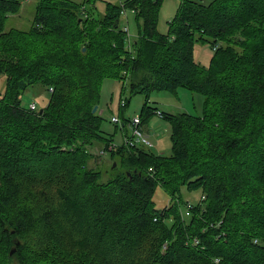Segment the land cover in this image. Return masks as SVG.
Instances as JSON below:
<instances>
[{
  "label": "trees",
  "instance_id": "1",
  "mask_svg": "<svg viewBox=\"0 0 264 264\" xmlns=\"http://www.w3.org/2000/svg\"><path fill=\"white\" fill-rule=\"evenodd\" d=\"M21 1L0 0V264H264V0H178L166 33L164 0H125L129 43L121 4L96 17L90 0H38L28 30H6ZM197 42L213 51L207 66ZM106 79L145 97L141 124L153 92L203 102L198 116L161 112L169 155L112 149L123 170L99 182L87 147L113 139L92 113ZM35 85L49 95L41 113L19 100ZM182 189L204 197L187 217Z\"/></svg>",
  "mask_w": 264,
  "mask_h": 264
},
{
  "label": "rangeland",
  "instance_id": "2",
  "mask_svg": "<svg viewBox=\"0 0 264 264\" xmlns=\"http://www.w3.org/2000/svg\"><path fill=\"white\" fill-rule=\"evenodd\" d=\"M38 0H22L20 4V9L18 13L9 15L5 23L6 30L9 29H19L28 30L32 23V19L35 12V6ZM76 3H82L83 0H71ZM125 0H90L93 4L94 16H102L105 10V5L107 3L117 4L123 3ZM202 4H208L212 0H196ZM178 0H164L159 9V21L158 29L161 33H166L168 29V22L173 18L178 8ZM86 9L89 5L85 6ZM127 22L129 27V35L133 37L136 34V24L134 22L133 15L127 10ZM120 26L123 24V19L120 18ZM213 51L209 44L197 42L194 45L193 59L196 63L201 66H207L209 59ZM5 88V76L4 74L0 76V93L4 91ZM121 85L118 81L112 79L103 80L101 91H100V101L97 106V113L102 117V126L104 137H109L114 133L112 141L108 144V147L103 146L101 142H94L92 146L87 147V152L92 155V159L89 160L88 165L91 167L94 163V157L98 158L96 164L92 168L99 173V182H106L111 179L116 173L123 170L118 164V156L111 157L109 151L105 152L104 155L98 156L97 152L101 149H108L111 144L116 148L123 145V136L130 135L131 131L128 127L125 131L120 129L119 125H115L111 122V117H119L118 103L119 99L125 100L129 98V103L125 108L122 109L123 117L125 121L132 119L135 116H139L142 104L144 103L145 97L139 94L132 95L128 94V91H124L120 95ZM49 95L48 92L43 90L40 85H35L21 94L19 100L22 106L28 107L29 103L34 102L37 109L42 108L46 105ZM203 102V97L196 93H191L190 91L179 88L177 89V94H172L170 92H153L149 97L148 105L155 110H159L163 113L177 114V113H189L198 116L201 112V105ZM117 129L115 130V127ZM141 131L146 139L151 144L150 147H145L146 151H150L155 155L170 154V125L164 120L160 119L153 114L150 116L141 126ZM157 134H160L158 136ZM115 150V149H114ZM117 165L116 169L114 166ZM114 165V166H113ZM182 199L190 201L192 204L197 203L200 200V191L189 192L185 189L181 190ZM155 208L162 209L167 205L169 199L164 194V192L157 188L153 198Z\"/></svg>",
  "mask_w": 264,
  "mask_h": 264
},
{
  "label": "built area",
  "instance_id": "3",
  "mask_svg": "<svg viewBox=\"0 0 264 264\" xmlns=\"http://www.w3.org/2000/svg\"><path fill=\"white\" fill-rule=\"evenodd\" d=\"M121 4V3H120ZM130 13L133 14L134 11L130 10ZM120 18L123 19V24L121 25V28L124 32H126L127 34V41L129 43V40L131 39L130 35H129V27H128V22H127V10L125 9V7L121 4V12H120ZM129 46V45H128ZM52 92V89H49V93ZM119 106L122 108L125 106V100H121L119 101ZM28 109L31 112L37 111V106L34 102L29 103L28 105ZM155 114L157 117L161 118L162 114L160 111L156 110ZM111 122L121 126L122 125V120L119 117H111ZM126 123V127H128L131 131L130 135H124L123 136V145L127 148H133V147H150L151 144L149 143V141L146 139V137L143 135V132L141 131V120L139 116H135L132 119L125 121ZM125 127V128H126ZM158 136H160V134H157ZM116 147L111 144V146L108 149H101L98 150L97 155L98 156H102L105 154V152L110 151L112 149H115ZM152 169L149 168V171H151ZM204 199V197L201 195L200 200ZM193 204L190 201H186L185 205L183 206L181 215L182 217H187L190 213V210L192 209ZM197 240L193 241V244H197ZM215 263L219 262V259H215L214 260Z\"/></svg>",
  "mask_w": 264,
  "mask_h": 264
},
{
  "label": "water",
  "instance_id": "4",
  "mask_svg": "<svg viewBox=\"0 0 264 264\" xmlns=\"http://www.w3.org/2000/svg\"><path fill=\"white\" fill-rule=\"evenodd\" d=\"M96 111H97V106H94L93 109H92V113H95ZM39 112L41 113V112H42V109H40ZM113 166H114V165H113ZM13 253H14V250L11 249V251H10L9 254L11 255V254H13Z\"/></svg>",
  "mask_w": 264,
  "mask_h": 264
}]
</instances>
